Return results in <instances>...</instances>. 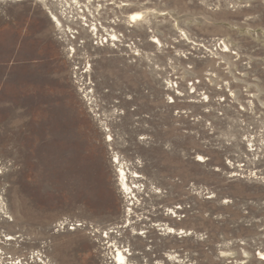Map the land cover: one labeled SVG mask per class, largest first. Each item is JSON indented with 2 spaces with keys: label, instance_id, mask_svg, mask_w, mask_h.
<instances>
[{
  "label": "rangeland",
  "instance_id": "rangeland-1",
  "mask_svg": "<svg viewBox=\"0 0 264 264\" xmlns=\"http://www.w3.org/2000/svg\"><path fill=\"white\" fill-rule=\"evenodd\" d=\"M2 246L264 264V0H0Z\"/></svg>",
  "mask_w": 264,
  "mask_h": 264
},
{
  "label": "bare ground",
  "instance_id": "bare-ground-1",
  "mask_svg": "<svg viewBox=\"0 0 264 264\" xmlns=\"http://www.w3.org/2000/svg\"><path fill=\"white\" fill-rule=\"evenodd\" d=\"M133 16H136L137 18L134 20L133 19ZM144 17H145V12L144 11L131 12V14L129 15V18H130L129 21L140 20V19H143ZM155 41H157V39H155ZM108 136H109V140H111L110 135H108ZM115 161H117V163L119 164L118 169H117V173H116L117 174V185L119 186V188L122 191V193H124V194H131L134 191V188L136 189V184L132 185V184H130L128 182V179L129 178L127 179V172H126V170H125V168L123 166L124 164L122 165V162H120V160L117 157H116ZM196 161L202 162V161H204V159H203L202 156L198 155V159ZM132 177H138V175L132 173ZM84 197L85 196H84L83 193H81L78 196L79 200H81V201H84V199H85ZM167 229L169 230L170 233H177V232H179V233H183V232L186 233L187 232V231L182 230V229H173L172 227H167ZM11 238L12 237H10V236L7 237V239H9V240ZM113 260H114V264H129V262H128L126 256H125V253L121 249H119V248H116L115 252L113 253Z\"/></svg>",
  "mask_w": 264,
  "mask_h": 264
},
{
  "label": "built area",
  "instance_id": "built-area-1",
  "mask_svg": "<svg viewBox=\"0 0 264 264\" xmlns=\"http://www.w3.org/2000/svg\"><path fill=\"white\" fill-rule=\"evenodd\" d=\"M56 27L60 26L59 21L54 20ZM94 30V28H92ZM55 231L62 230L67 226L70 230L81 226V223L72 221L70 219H59L54 223ZM0 264H48V261L40 250H34L29 252L28 258L26 255H20L19 253L8 252L4 247H0Z\"/></svg>",
  "mask_w": 264,
  "mask_h": 264
},
{
  "label": "snow or ice",
  "instance_id": "snow-or-ice-1",
  "mask_svg": "<svg viewBox=\"0 0 264 264\" xmlns=\"http://www.w3.org/2000/svg\"><path fill=\"white\" fill-rule=\"evenodd\" d=\"M137 17L133 16V19L135 20ZM261 259H264V256H261Z\"/></svg>",
  "mask_w": 264,
  "mask_h": 264
}]
</instances>
